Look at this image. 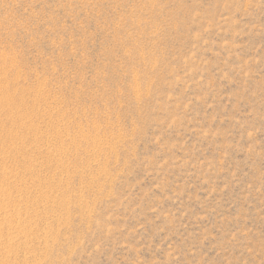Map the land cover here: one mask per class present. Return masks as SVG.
I'll list each match as a JSON object with an SVG mask.
<instances>
[{"label":"rangeland","instance_id":"374dc122","mask_svg":"<svg viewBox=\"0 0 264 264\" xmlns=\"http://www.w3.org/2000/svg\"><path fill=\"white\" fill-rule=\"evenodd\" d=\"M0 264H264V0H0Z\"/></svg>","mask_w":264,"mask_h":264}]
</instances>
